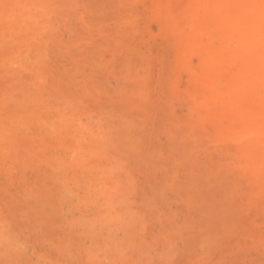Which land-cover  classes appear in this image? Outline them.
I'll return each mask as SVG.
<instances>
[{
	"label": "rangeland",
	"instance_id": "rangeland-1",
	"mask_svg": "<svg viewBox=\"0 0 264 264\" xmlns=\"http://www.w3.org/2000/svg\"><path fill=\"white\" fill-rule=\"evenodd\" d=\"M205 1L0 0V264H264V0Z\"/></svg>",
	"mask_w": 264,
	"mask_h": 264
},
{
	"label": "bare ground",
	"instance_id": "bare-ground-1",
	"mask_svg": "<svg viewBox=\"0 0 264 264\" xmlns=\"http://www.w3.org/2000/svg\"><path fill=\"white\" fill-rule=\"evenodd\" d=\"M203 1H205V0H203ZM215 1H216V0H215ZM229 1H230V0H229ZM260 1H261V0H260ZM218 2H219V1H218ZM218 2H217V4H218ZM224 2H225V0H224ZM224 2H223V3H224ZM203 3H204V2H203ZM209 3L212 4L213 2L211 3V1H210ZM230 3H231V2H230ZM205 4H206V1H205ZM219 4H221V3H219ZM225 4H227V3L225 2ZM225 4H224V5H225ZM255 4H256V3H255ZM215 5H216V4H215ZM232 5H233V4H232ZM232 5H231V7H232ZM241 5H242V4H241ZM244 5H245V4H244ZM226 6H228V5H226ZM252 6H253V5H252ZM214 7H215V6H214ZM227 8H229V7H227ZM246 9H247V8H246ZM256 9H257V8H256ZM262 9H263V8H262ZM204 10H205V8H204ZM223 10H225V8H223ZM238 10H240V9H238ZM218 12H219V11H218ZM254 12H256V11H254ZM258 12H259V11H258ZM225 13H226V12H225ZM225 13H224V14H225ZM207 14H208V13H207ZM212 14H213V13H212ZM213 15H215V14H213ZM248 15H249V14H248ZM260 15H261V14H260ZM195 16H196V15H195ZM200 16H202V15H200ZM200 16H199V17H200ZM221 16H222V15H221ZM216 17H217V16H216ZM195 18H196V17H195ZM217 18H218V17H217ZM226 18H227V17H226ZM200 19H202V18H200ZM220 19H221V18H220ZM202 20H203V19H202ZM215 20H216V19H215ZM218 20H219V19H218ZM259 20H260V19H259ZM198 21H199V20H198ZM198 21H197V22H198ZM219 21H220V20H219ZM255 21H256V20H255ZM193 22H194V21H193ZM201 22H202V21H201ZM248 22H249V21H248ZM250 22H252V20H251ZM257 22H258V21H257ZM191 23H192V22H191ZM219 23H220V22H219ZM219 23H218V24H219ZM225 23H226V22H225ZM225 23H224V24H225ZM231 23H232V22H231ZM193 24H195V23H193ZM235 24H236V23H235ZM220 25H221V24H220ZM220 25H218V26L220 27ZM242 25H243V24H242ZM229 26H230V25H229ZM231 26H232V25H231ZM235 26H236V25H235ZM245 26H246V25H245ZM192 27H193V26H192ZM194 27H195V26H194ZM224 27H225V25H224ZM236 27H237V26H236ZM241 27H243V26H241ZM230 28H231V27H230ZM233 28H234V26H233ZM246 28H247V27H246ZM255 28H257V26H256ZM234 29H235V28H234ZM237 29H238V28H237ZM245 30H246V29H245ZM242 31H243V30H242ZM255 32H256V30H255ZM233 33H234V32H232V34H233ZM235 33H238V32L236 31ZM246 33H247V32H246ZM238 35H239V34H238ZM250 35H251V34H250ZM253 35H254V34H253ZM231 36H232V35H231ZM239 36H240V35H239ZM225 37H226V36H225ZM232 37H233V36H232ZM235 37H236V35H235ZM228 38H229V37H228ZM240 38H241V36H240ZM242 38H243V35H242ZM242 38H241V39H242ZM252 38H253V37H252ZM254 38H255V37H254ZM183 39H184V38H183ZM187 39H188V38H187ZM187 39H186V40H187ZM231 39H232V38H231ZM233 40H234V38H233ZM249 40H250V39H249ZM253 40H254V39H253ZM240 43H241V42H240ZM245 43H246V42H245ZM237 44H238V43H237ZM235 45H236V44H235ZM239 46H240V48H241V44H240ZM230 47H231V46H230ZM242 47H243V46H242ZM222 49H223V48H222ZM228 51H229V50H228ZM223 52H224V51H223ZM242 53H243V51H242ZM50 96H51V95H50ZM51 97H52V96H51ZM27 168H28V166H27ZM27 168H26V169L24 168V169L27 171ZM23 171H24V170H23ZM31 171H32V170H31ZM27 172H28V171H27ZM49 172H50V171H49ZM49 172H48L47 174H49ZM54 172H55V169H54ZM29 173H30V172H29ZM45 173H46V172H45ZM12 174H13V173H12ZM38 174H40V173H38ZM38 174H37V177H38ZM47 174H46L45 176H47ZM53 174H55V173H53ZM53 174H51V175H53ZM40 175H41V174H40ZM40 175H39V176H40ZM51 175H50V176H51ZM65 175H66V173H65ZM11 176H12V175H11ZM23 176H24V174H23ZM34 176H35V175H34ZM34 176H33V177H34ZM41 176H42V175H41ZM43 176H44V175H43ZM45 176H44V177H45ZM50 176H48V177H50ZM54 176H55V175H54ZM14 177H15V176H14ZM51 177H52V176H51ZM12 178H13V176H12ZM27 178L30 179V178L28 177V175H27V177H26L25 179L28 180ZM45 178H46V177H45ZM64 178H66V177L64 176ZM25 179H23V181H24ZM37 179H38V178H37ZM37 179H36V180H37ZM40 179H41V178H40ZM48 179H49V178H48ZM50 179H51V178H50ZM52 179H53V178H52ZM61 179H62V178H61ZM13 180H14V179H12V185H13ZM34 180H35V177H34ZM36 180H35V181H36ZM44 180H45V179H44ZM62 180H63V179H62ZM62 180H61V181H62ZM0 181H1V180H0ZM28 181H29V180H28ZM42 181H43V180H42ZM53 181H54V180H53ZM57 181L59 182L58 179H57ZM14 182H15V181H14ZM25 182H26V181H25ZM29 182H30V181H29ZM36 182H38V181H36ZM54 182H55V181H54ZM26 183H28V182H26ZM32 183H33V182H32ZM32 183H29V184H32ZM40 183H41V180H40ZM44 183H45V182H44ZM47 183H48V180H47ZM55 183H56V182H55ZM55 183H54V184H55ZM60 183H61V182H60ZM60 183H59V184H60ZM66 183H67V182H66ZM14 184H15V183H14ZM33 184H34V183H33ZM50 184H53V183H50ZM50 184H49V186H50ZM54 184H53V185H54ZM35 185H36V187H37L38 184L35 183ZM40 185H42V184H40ZM53 185H52V186H53ZM56 185H57V184H56ZM61 185H62V184H61ZM69 185H70V184H69ZM29 186H30V185H29ZM29 186H28V187H29ZM47 186H48V185H47ZM52 186L50 187V190H48V191H50L48 196H50V194H51L52 192H53V193L55 192V191H53L55 188H54L53 190H51ZM67 186H68V185H67ZM31 187H32V186H31ZM33 187L35 188L34 185H33ZM33 187H32V189H34ZM42 187H43V185H42ZM42 187H41V188H42ZM70 187H71V185H70ZM2 188H4V186H3ZM43 188H44L43 190L46 189L45 186H44ZM47 188H48V187H47ZM57 188H58V187H57ZM57 188H56V189H57ZM4 189H6V188H4ZM27 189H28V188H27ZM27 189H26V187H25V190H27ZM48 189H49V188H48ZM60 189L63 190V187L60 188ZM35 190H36V189H35ZM67 190H69V189H67ZM74 190H75V189H73V192H74ZM4 191H5V190H4ZM6 191H7V190H6ZM6 191H5V192H6ZM29 191L32 192L33 190H32V191L29 190ZM29 191H28V192H29ZM36 191H38V190H36ZM41 191H42V190H41ZM45 191H46V192H45ZM45 191H44V193L48 194V193H47V189H46ZM71 191H72V189H71ZM59 192H60V191H59ZM64 192H65V191H64ZM68 192L71 194L70 191H67V193H68ZM75 192H76V191H75ZM77 192H78V190H77ZM40 193H41V192H40ZM40 193H39V194H40ZM57 193H58V192H57ZM80 193H81V191H80ZM31 194H32V193H31ZM31 194H30V195H31ZM58 194H59V193H58ZM87 194H88V193H87ZM14 195H15V194H14ZM14 195H13V198H12V195H11V196L8 195V197L11 198L10 201H12V199H14V197H16V195H15V196H14ZM27 195H28V194H27ZM27 195H26V197H27ZM41 195H42V193H41ZM52 195H53V194H51V196H52ZM54 195H56V192H55ZM74 195H75V194H74ZM28 196H29V195H28ZM37 196H38V195H37ZM64 196H66V195H64ZM68 196H69V195H68ZM5 197H6V195H5ZM33 197H34V196H33ZM52 197H53V196H52ZM60 197H61V193H60ZM70 197L72 198V195H71ZM75 197H76V195H75ZM78 197H79V196H78ZM17 198H18V196H17ZM39 198H40V197H38L37 199L39 200ZM19 199L21 200V198H19ZM19 199H18V200H19ZM22 199L25 200L24 198H22ZM26 199H27V198H26ZM34 199H35V198H34ZM41 199H42V198H41ZM18 200H17V201H18ZM64 200H65V199H64ZM67 200L69 201V199H67ZM13 201H14V200H13ZM26 201H28V200H26ZM29 201H30V198H29ZM41 201H42V200H41ZM41 201H40V202H41ZM33 202L35 203L36 200H34ZM45 202H46V200H45ZM47 202H49V201H47ZM65 202H66V200H65ZM53 203H54V201H53ZM78 203H79V202H78ZM27 204H28V202H27ZM29 204H30V203H29ZM37 204H40L39 201L37 202ZM43 204H45V203H43ZM48 204H49V203H48ZM55 204H56V203H55ZM72 204H73V202H72ZM80 204H82V203H80ZM63 205H65V203H64ZM30 206H31V205H29V207H30ZM36 206H37V205H36ZM44 206H45V205H44ZM58 206H59V205H58ZM75 206H76V203H75L74 207H75ZM18 207H19V206H18ZM20 207H21V205H20ZM20 207H19V210L22 209V208H20ZM31 207L33 208V206H31ZM34 207H35V206H34ZM38 207H39V205H38ZM46 207H48V206H46ZM61 207H62V204H61ZM68 207H70V206L68 205ZM83 207H84V205H83ZM83 207H82V208H83ZM35 208H36V207H35ZM39 208H40V207H39ZM39 208H37V209L40 210ZM48 208H49V207H48ZM53 208L56 210L55 207H53ZM76 208H77V207H76ZM46 209H47V208H46ZM23 210H24V209H22V211H23ZM44 210H45V208H44ZM44 210L42 211V208H41V212H44ZM48 210L51 211L50 209H48ZM76 211H77V210H76ZM84 211H85V210H84ZM37 212H38V211H37ZM41 212L39 213V216H40ZM45 212H46V210H45ZM53 212H54V210H53ZM58 212H59V211H58ZM60 212H61V209H60ZM79 212H80V211H79ZM81 212H82V210H81ZM22 213H23V212H22ZM33 213H34V212H33ZM48 213H49V212H48ZM48 213H46V214H47L48 216H50L51 214L49 215ZM50 213H51V212H50ZM63 213H64V212H63ZM34 214H36V213H34ZM44 214H45V213H43V215H44ZM60 214H61V213H60ZM11 215H12V214H10V216H11ZM37 215H38V213H37ZM3 216H4V214H3ZM5 216H6V215H5ZM5 216H4V217H5ZM10 216H8V217L11 218ZM14 216H15V217H16V216L18 217V215H14ZM22 216H23V215H22ZM34 216H35V215H34ZM44 216H46V215H44ZM48 216H47V218H48ZM53 216H54V214H53ZM53 216H52L51 218H55V216H54V217H53ZM59 216H60V215H59ZM59 216H58V217H59ZM86 216H87V215H86ZM15 217H14V219H15ZM17 217H16V218H17ZM36 217H37V216H36ZM74 217H75V216H74ZM24 218H25V217H24ZM42 218H43V217H41V219H42ZM51 218L49 217V220H50ZM64 218H65V217H64ZM69 218H70V217H69ZM0 219H3V222H4V218H1V216H0ZM5 219H6V217H5ZM14 219L12 220V222L14 221ZM17 219H18V218H17ZM26 219H27V218H26ZM37 219H38V217H37ZM37 219H36V222H37V221L39 222V220H37ZM43 219H44V221H46V220H45V219H46L45 217H44ZM56 219H57V218H55V220H56ZM66 219H67V218H66ZM71 219H72V218H71ZM84 219H85V218H84ZM84 219H83V220H84ZM28 220H29V219H28ZM19 221H20V220H19ZM19 221H18V222H19ZM25 221H26V220H25ZM58 221H59V220H58ZM58 221H57V222H58ZM61 221H62V219H61ZM73 221H74V220H73ZM81 221H82V219H81ZM7 222H8V219H7ZM7 222H5V225L7 224ZM18 222H17V223H18ZM47 222H48V221H47ZM47 222H45V223L47 224ZM57 222H56V223H57ZM63 222H64V221H63ZM83 222H84V221H83ZM83 222H82V223H83ZM13 223H14V222H13ZM23 223H24V222H23ZM48 223L50 224V221H49ZM56 223H55L54 226H56ZM79 223H80V222H79ZM24 224H25V223H24ZM35 224H37V223H35ZM49 224H48V225H49ZM53 224H54V223H53ZM80 224H81V223H80ZM11 225L14 227V224H11ZM17 225H18V224H15L16 227H17ZM66 225H67V224H66ZM66 225H65V226H66ZM2 226H3V225H2ZM9 226H10V225H8V227H9ZM19 226H20V225H18L17 228H19ZM59 226L61 227V225H59ZM16 227H15V228H16ZM28 227H30V226H29V222H28ZM46 227H47V225H46ZM49 227H50V226H49ZM63 227H64V226H63ZM23 228H24V227H23ZM35 228H36V227H35ZM42 228H43V227H42ZM51 228H52V227H51ZM7 229H8V228H6V230H7ZM29 229H31V228H29ZM40 229H41V228H40ZM4 230H5V228H4ZM4 230H2V232H3ZM8 230H9V229H8ZM11 230H12V229H11ZM13 230H14V228H13ZM31 230H32V229H31ZM14 231H15V230H14ZM0 232H1V230H0ZM17 232H18V231H17ZM19 232H20V231H19ZM28 232H29V230H28ZM10 233H11V235L14 234L13 232H10ZM1 234H2V233H1ZM3 234H4V233H3ZM40 234H41V232H40ZM6 235H7V234H6ZM8 235H9V232H8ZM11 235H9V236H11ZM15 235H16V233H15ZM9 236H8V237H9ZM20 236H21V235H20ZM39 236H40V235H39ZM41 236H42V235H41ZM43 236H44V235H43ZM43 236H42V237H43ZM3 237H4V235H3ZM8 237H6V239H7ZM35 237H36V236H35ZM37 237H38V235H37ZM13 238H14V237H12V238H10V239L16 241L17 237H15V239H13ZM10 239L8 240V243H10ZM19 239H20V238H19ZM38 239H40V237H39ZM3 240H4V238H3ZM6 241H7V240H5V242H6ZM21 241H22V239H21ZM24 241H25V240H24ZM17 242H18V241H17ZM17 242H16L15 244H17ZM11 243H12V247L14 248V245H13V242H12V241H11ZM3 244H4V243H3ZM18 244H19V243H18ZM18 244H17V246H18ZM0 245H1V244H0ZM19 245H22V244H19ZM5 246H6V245H5ZM17 246H16V247H17ZM23 247H25V245H24V246L22 245V248H23ZM8 248H9V246H8ZM10 248H11V247H10ZM26 248H28V247L26 246ZM32 248H33V246H32ZM14 249H15V248H14ZM28 249H29V248H28ZM4 250H5V248H4ZM4 250H3V251H4ZM25 250H26V249H25ZM8 251L10 252V250H8ZM17 251H18V250H17ZM45 251H46V250H45ZM45 251H44V254H45ZM31 252H32V251H31ZM31 252H30V253H31ZM42 252H43V251H42ZM19 253H21V252H19ZM23 253H24V251H23ZM27 253H28V251H27ZM15 254H16V252L14 253V255H15ZM24 254H25V253H24ZM46 255H47V253H46ZM46 255H45V256H46ZM48 255H49V254H48ZM48 255H47V256H48ZM32 256H33V255H32ZM41 256H42V255H41ZM45 256H44V257H45ZM7 257H8V256H7ZM7 257H5V258H7ZM18 257H20V255H18L17 258H18ZM23 257H24V255H23ZM1 258L4 259V257H0V260H1ZM36 258H38V257H36ZM22 259H23V258H22ZM29 259H30V257H29ZM32 259H33V258H32ZM42 259H43V258H42ZM42 259H41V260H42ZM46 259H47V257H46ZM89 259H91V257H90ZM5 260H7V259H5ZM35 260H36V259H35ZM37 260H38V259H37ZM39 260H40V259H39ZM39 260H38V261H39ZM8 261H9V258H8ZM49 261L52 262V260L50 259V257H49ZM6 262H7V261H5L4 263H6ZM40 262H41V261H40ZM43 262H44V260H43ZM1 263H3V262H1ZM32 263H33V262H32ZM45 263H46V262H45ZM35 264H37V263H35ZM39 264H42V262L39 263ZM46 264H47V263H46Z\"/></svg>",
	"mask_w": 264,
	"mask_h": 264
}]
</instances>
